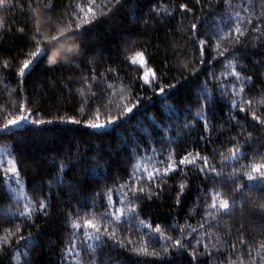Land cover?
Segmentation results:
<instances>
[{
    "label": "snow or ice",
    "instance_id": "snow-or-ice-1",
    "mask_svg": "<svg viewBox=\"0 0 264 264\" xmlns=\"http://www.w3.org/2000/svg\"><path fill=\"white\" fill-rule=\"evenodd\" d=\"M218 2L230 10V15L226 19L218 17L220 22L211 27L195 14L197 9L203 13L201 0H180L172 12H168L171 5H163V15L160 3L151 4L147 17L136 16L125 25L127 31L121 34L124 48L122 52L118 50L119 63L102 61L95 65L92 63L95 57L86 40L88 33L98 23H111L123 10L139 7L138 0H0V12L16 10L23 17V23L17 24L0 15V38L15 31L25 41L19 56L12 55L3 61L4 69H14L10 75L18 87L15 95L21 99L11 102V111L0 106V116L4 117L0 121V139L21 130L46 133L51 130L50 125L68 124L86 126L91 129L89 135H105L109 130L131 124L134 117L145 113L153 97L165 113L175 112L170 98L193 84L197 86V95L193 103L184 106L183 127L200 124L206 135L200 136L199 140L208 144H212L213 132L227 134L226 141L219 149L214 148L211 155L207 154V149L204 152L184 150L178 154L173 147L175 138L169 135L172 124L165 127L152 115V121L161 132L153 136L144 127L146 140L135 139L133 143H127L125 138L126 147L117 150V154L127 156L120 168H113L111 154L109 159H104L99 152L95 156L81 154L79 143L66 142L53 149L57 186L71 183L66 171L74 177L85 175L87 183L92 179L87 173L101 167V161L106 166L105 176L101 179L113 181L111 187L105 183L102 191L99 184L91 185L92 195L100 200L98 208L93 200L92 209L85 203L82 208L66 213L71 232L62 260L68 258L75 264H108L107 259L100 258L97 249L107 255L114 247H123L137 257H158L161 264H168L165 257H171L170 249L181 255L188 252L189 264H206L204 258H207V264H264V73L253 71L242 63L248 43L253 40L264 43V0ZM177 15L181 27L174 31L164 26L165 48L157 65L154 55H146L147 44L137 46V37L146 34L149 26ZM185 21L187 27L182 26ZM257 46L253 44V47ZM155 48L159 52L160 46ZM206 64L210 68L219 67L220 71L209 70L205 68ZM254 67L264 68V56ZM85 68L87 75L82 74ZM40 69L53 74L58 69L66 70L67 74L62 73L54 80L46 75H41L40 79L45 87L56 90L61 96L78 97L81 102L78 110L74 109L71 114L65 112L58 106L56 95L48 97L50 107L40 103L35 94L32 97L23 95L25 85ZM250 71L252 75L247 74ZM131 72L136 75H129ZM117 81L121 84L118 93L114 87ZM257 81H260V88L257 96H253ZM116 101L120 103L117 105ZM225 107L226 118L217 116V109L222 112ZM218 119L224 123L215 124ZM225 124L229 126L227 130ZM249 128L252 131H248ZM253 132L260 135L254 137ZM16 138L24 142L22 138ZM245 148L251 152L244 151ZM30 159L36 158L29 157L22 149L15 156L7 155L6 159L0 155V183L7 184L15 192L17 205L21 203L19 198L23 199L22 207L16 208L17 217L23 220L19 223L5 221L12 227L0 225L4 234L0 238V247L11 244L9 237L16 238L17 247L21 246L20 241L30 244L34 239L30 230L35 225L34 215L49 216L51 201L59 195V189L53 190V180L48 181L47 191L43 181L32 182L25 191L28 173L22 169ZM90 159L96 163L87 165ZM244 160L248 163H242ZM225 169H228L227 174ZM193 176L200 181L195 188L190 183ZM79 185L77 181L73 187ZM169 190L173 207L196 193L193 210L198 205L201 211L197 228H192L187 220L185 225H180L176 219L168 225L177 233L173 236L154 218H144L148 216L144 209L162 195H168ZM2 195L0 193V197ZM237 215L241 220L248 217L249 227L259 236H247L245 223H241L237 229L240 249L231 251L237 249V243L231 239L232 226L225 218ZM222 222L224 230L221 233ZM145 227L148 231L143 235L148 236L151 243L143 238L134 241L132 230H137V236H140ZM225 237L228 238L227 245L224 244ZM84 252L88 253L86 258ZM133 264L153 262L138 259Z\"/></svg>",
    "mask_w": 264,
    "mask_h": 264
},
{
    "label": "trees",
    "instance_id": "trees-1",
    "mask_svg": "<svg viewBox=\"0 0 264 264\" xmlns=\"http://www.w3.org/2000/svg\"><path fill=\"white\" fill-rule=\"evenodd\" d=\"M46 2V0H42ZM180 2V0H138L139 7L133 6L130 9L123 10L120 14L116 16L111 23H98L95 25L93 30L88 33L86 40L89 48L92 50V56L94 60L92 63L99 65L102 61H107L111 63L112 61H118V50L123 51L124 45L121 43V34L126 32L127 29L125 25L131 22L134 17L139 15H144L147 17L149 13V6L154 3L161 4V15H163V5H171L168 8V12H172L174 6ZM238 0H233V3H237ZM204 5L203 13L199 9L196 10V15L200 17L201 20L206 21V23L211 27L214 24H218L220 20L218 17L227 18L230 15V10L224 7L218 2V0H201ZM217 9L219 11L217 12ZM115 10V9H113ZM6 20H15L17 24L23 23V17L19 11L11 10L8 12H0ZM191 16V14H190ZM189 16V18H190ZM103 19V16H101ZM159 19V17H156ZM167 25L174 31H178L181 27L180 17L177 15L174 19H165L162 23H158L155 26H149L146 34L138 35L136 44L148 45V54L155 56L156 64L160 63L163 57V52L165 48V30L164 26ZM187 27V21L182 25ZM25 41L21 38L20 34L11 31L8 35L0 38V106L4 109L11 111V102L18 101L21 97H17L15 92L18 91L16 81L10 73L14 72V69H4L3 61L4 59H10L12 55L19 56V51L24 48ZM253 44H258L257 47H253ZM159 45L160 50L157 52L155 46ZM262 47L264 43L251 41L247 45L246 57L242 60V63L249 66L253 71L264 73V68L254 67L256 62L261 61L264 52H262ZM5 52L8 54L5 55ZM207 55V53H206ZM91 59V57H90ZM210 59V57H209ZM121 67L124 65L121 63ZM83 67V66H82ZM205 68L209 70H214L219 72L220 68H210L209 65H205ZM103 72V68L100 69ZM62 73L67 74L66 70L58 69L55 74L52 72H46L44 69H40L38 73L32 77L31 81L25 85V97H32L33 94L40 98V103L47 104L50 107L51 102L48 100L49 96L56 95L58 106H62L65 112L71 114V112L76 109L78 110L81 106V102L78 97H73L71 95L61 96L59 92L54 89L45 87L43 81L40 79L41 75H46L50 80L56 79ZM83 75L88 74V69L85 68ZM129 75L135 76V72L128 73ZM252 75L253 72L247 73ZM122 77L125 76L121 73ZM201 78H203V73L201 72ZM126 79V77H125ZM189 79H192L191 77ZM7 85V87L5 86ZM103 84L101 83V87ZM119 92L121 84L117 81L114 85ZM260 88V81H257V91L253 92V96H257ZM9 93H12L10 96ZM197 95V86L193 84L189 89L182 90L178 96L175 98H170L171 105L176 109L175 112L165 113L162 105L158 100L153 97V101L150 102L145 113L134 117L131 124L124 125L120 128H115L109 130L105 135L93 136L89 135L91 129L82 125H50L48 126L51 130L46 133H32L31 131L21 130L15 132L13 135L4 137L0 139V155H3L5 159L7 155L15 156L18 150L25 151L29 157H35V160H29V163L25 166L23 170H26L28 175L26 178L25 191H28L32 182H44L45 191H47V183L49 180H53V190L59 189V195L54 196L51 201L50 214L44 217L42 214L34 215L35 225L31 227V232L34 239L30 244L26 245V241H20V247H17V242L15 237H9L11 244H4L0 247V264H75L74 261H69L68 258L61 259L62 253L64 251L66 242L69 240V233L71 232V222L66 218V213L73 209L82 208L85 203H87L89 209L93 208V200H95V207L98 208L100 205V200L92 195L93 189L92 184H99V190H103L105 183L109 187L112 186V180H103L102 177L105 176L106 166H103L102 161L101 167H97L94 171H89L87 176L92 177L85 183L86 176L80 175L74 177L68 174L66 171L67 180L71 183L57 186L54 181V176L56 174L53 169V149L59 147L61 144L66 142H74L80 144L81 154L87 153L89 156H95L99 152L104 159H109V154H111V159L113 161V168H120L124 165L127 159L126 154H117L118 149L126 147L124 143L125 138L127 143H133L135 139L144 141L147 139V134L142 131L144 127L149 129V132L153 136H156L161 132V130L152 121L151 116L155 115L156 120L163 123L165 127L169 123L172 124V128L169 131V135L175 138L176 143L173 147L176 148L177 153L181 154L184 150L192 151L193 149H198L204 152L207 149V154L211 155L214 148L219 149L221 145L226 141L227 134L219 135L218 132H213L211 135L212 144H208L207 141H200L199 137L206 135L203 132L200 124H195L191 128L183 127L184 121V106L188 103H193ZM120 101H116L118 105ZM103 111V110H102ZM115 112V106H114ZM217 116H227V108L225 107L221 112L217 109ZM3 116H0V121L3 120ZM103 119V115L101 116ZM189 120L192 119L191 116L188 117ZM215 124L219 125L224 123L223 120L214 121ZM228 125L225 124V129H228ZM252 131V129H248ZM259 132H253V136H259ZM23 139V143L17 140L16 137ZM167 147V145H165ZM130 151V150H129ZM244 151L251 152V149L245 148ZM41 157H44L41 159ZM96 163V161L89 160L87 165ZM242 163H248V160L242 161ZM87 165H82L81 167H87ZM131 168V164H128ZM58 168V166H57ZM228 169H225V174H227ZM111 175V173H109ZM80 182V185L73 187ZM193 188L200 183L195 176L192 177L190 181ZM0 225L3 227H12V224L6 223L5 221L21 222L23 218H18L16 213V208L22 207L23 199L19 198L20 205L16 204L18 199L15 192L8 188L5 183H0ZM31 195V192H29ZM196 193L193 192L187 201L179 206L173 207V199L171 198L170 190L168 195H162L158 200L150 203L148 207L144 209L148 216L155 219L157 223L169 232V234L176 236L177 233L173 232L168 225L175 223V220H179L180 225H185L186 220L188 224H191L192 228H197L198 222H200L201 211L199 206L193 210V205L195 203ZM143 216V213L141 214ZM227 224L232 226L231 239L236 240L237 249L231 251H237L240 249L239 240L237 239L239 228L241 223H245L246 235L249 237H258L259 233L253 231L249 227L247 221L248 217L243 220L237 215L233 218H225ZM29 224L31 221L28 222ZM254 223H258L255 222ZM205 224V228H207ZM21 227L24 228L25 225L21 223ZM224 230L223 222L220 225L221 233ZM148 229L145 227L141 232L140 236H137V230L133 229L131 235L135 239L143 238L149 240L148 236H144L143 233L147 232ZM198 231L203 232L204 229H198ZM120 230L118 228L117 235L119 236ZM3 231L0 230V238L3 237ZM27 236V232L24 233ZM196 235V233H193ZM190 238V237H188ZM211 239V238H209ZM151 243V240H149ZM91 243V241H89ZM114 243V242H112ZM224 244H228V238L225 237ZM26 245V246H24ZM154 247H159L158 244H153ZM191 247V246H190ZM171 257H165L168 260V264H189L190 254L185 252L183 255L179 254L175 249H170ZM97 253L101 259H107L108 264H133L134 261L138 259H147L153 262V264H161L158 257H137L135 253L129 252L123 247H114L110 252L105 255L97 249ZM85 258L88 253H82ZM226 254V253H225ZM207 264V258H204Z\"/></svg>",
    "mask_w": 264,
    "mask_h": 264
}]
</instances>
